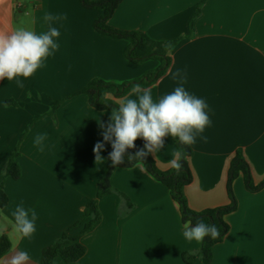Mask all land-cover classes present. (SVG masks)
Segmentation results:
<instances>
[{
	"label": "crops",
	"instance_id": "crops-1",
	"mask_svg": "<svg viewBox=\"0 0 264 264\" xmlns=\"http://www.w3.org/2000/svg\"><path fill=\"white\" fill-rule=\"evenodd\" d=\"M48 13L64 17L52 24L60 32L58 50L31 77L17 78L23 87L0 80V184L9 198L0 211V234L12 243L3 258L26 251L29 264H42L43 251L66 234L78 237L86 253L73 263L56 257L53 264H204L197 255L203 241L184 237L180 208L169 189L137 165L117 167L111 176V186L133 207L117 193L106 195L98 200L97 227L80 235L84 223L77 224L88 200L97 199L111 162L110 143L101 152L103 161L95 162L93 152L95 143L103 142L100 124L107 125L111 111H98L87 95L73 94L93 79L138 80L159 62H130L128 42L99 34L93 23L102 11L85 8L80 0H0V32L20 24L47 32L43 17ZM110 25L158 41L180 39L166 74L145 88L159 99L180 86L179 78L173 79L179 70L185 90L208 106L210 125L201 134L207 139L197 136L189 146L193 180L185 195L190 208L229 204L227 178L238 150L255 184L263 182L264 0H123ZM38 134H46L43 151L34 144ZM177 151L176 138L167 137L152 156L167 171ZM15 153L21 170L16 180L4 176ZM233 191L238 208L228 216L230 231L209 264H264V189L250 193L238 177ZM21 203L37 214L36 230L26 238L13 229L11 213ZM187 253L194 255L190 262L183 258Z\"/></svg>",
	"mask_w": 264,
	"mask_h": 264
},
{
	"label": "clouds",
	"instance_id": "clouds-1",
	"mask_svg": "<svg viewBox=\"0 0 264 264\" xmlns=\"http://www.w3.org/2000/svg\"><path fill=\"white\" fill-rule=\"evenodd\" d=\"M63 18L46 14L43 19L48 22L49 27L47 32L41 34L23 24L9 32H0V80H15L18 87H23V81L17 78L31 77L42 66L43 61L58 50L59 44L55 38L60 36V32L52 24ZM177 78L180 86L157 100L153 99L150 88H144L140 84L132 85L129 95L122 97L118 106L112 108L107 125L100 124L103 142L97 141L94 145L95 162L104 160L101 152L105 143H110L112 151L108 158L112 165L115 167L124 163L126 151L135 148V141L142 138L145 141L143 148L134 154H128V160L136 161L140 170L146 172L145 158L159 152L165 145V138H176L180 144L187 146L194 144L197 136L207 139L201 134L210 125L205 111L208 106L203 99L185 90V77L179 70L173 75V79ZM45 138L46 134H38L34 138V144L41 151ZM182 159H186V155L177 151L169 161L177 173L183 167ZM11 215L14 219L13 229L19 236L26 238L35 232L37 214L34 209H26L21 203ZM183 235L189 241H203L205 237L215 240L221 233L215 224H206L202 219L193 224L189 219L183 224ZM0 264H29V254L26 251H16L8 257L0 258Z\"/></svg>",
	"mask_w": 264,
	"mask_h": 264
},
{
	"label": "trees",
	"instance_id": "trees-1",
	"mask_svg": "<svg viewBox=\"0 0 264 264\" xmlns=\"http://www.w3.org/2000/svg\"><path fill=\"white\" fill-rule=\"evenodd\" d=\"M83 7L87 9L102 11V15L98 17L94 23V29L103 36L123 39L128 42L125 50L127 59L137 65L143 64L149 60H156L159 62L157 69L145 74L138 80L116 84L106 82L101 79L91 80L82 90L73 94H85L89 98L90 105L98 111H111L113 107L118 106V100L125 97L133 84H140L142 87H148L155 84L168 71L172 58L170 53L179 44L180 39L171 41H158L151 38L146 32L138 30H122L114 28L110 25V20L118 9L123 0H80ZM108 93L110 95L105 96ZM111 96L112 98H109ZM13 102L9 101V104ZM60 102L53 105V111L57 109ZM52 111V112H53ZM145 141L141 138L140 142L135 143L136 147L128 149L125 153L124 163L113 166L109 163L104 177L98 184L97 199L88 200L85 210L84 219L79 221L77 225L84 223V227L80 235L93 231L99 221L100 213L98 207V200L106 195L117 193L121 198L129 204V208L133 204L128 197L114 189L111 186V176L115 168H131L137 165L136 161L130 162L128 154H134L139 149L143 148ZM177 146L181 152L186 155V159H182L183 165L179 173L175 169L162 171L158 168L152 154H149L144 163L146 164L147 172L151 174L157 181L165 185L171 194L173 200L178 204L182 216L183 223L189 219L193 224L198 219H202L206 224H215L220 230V237L213 240L210 237H205L202 247L198 252V257L204 264H209L213 260V250L215 246L221 244L230 231V225L227 221L229 215L234 213L238 208V202L233 191V183L238 177H242L245 188L250 193L258 192L264 189V181L260 184H255L252 176L251 166L246 160L243 152L238 150L230 164L228 178H227V193L229 196V204L216 208H209L203 211H195L190 208L187 197L185 195V188L191 184L193 174L189 165V156L191 154L190 147L180 144L176 139ZM17 154H13L6 165L5 177L18 179L21 175V170L17 161L15 160ZM9 198L0 184V211L8 204ZM89 218L88 222H84ZM12 248V243L9 237L5 234H0V258H3ZM86 253L85 246L79 242L78 237H70L66 234L57 240L53 245L47 247L43 251L42 264H53L56 257H61L67 263H73L83 257ZM194 257L192 254H184L183 258L186 262H190Z\"/></svg>",
	"mask_w": 264,
	"mask_h": 264
}]
</instances>
